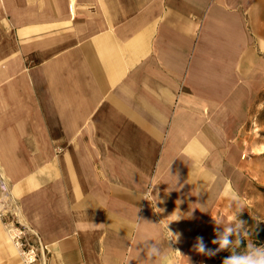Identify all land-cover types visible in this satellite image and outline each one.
Returning a JSON list of instances; mask_svg holds the SVG:
<instances>
[{
    "label": "crops",
    "instance_id": "obj_1",
    "mask_svg": "<svg viewBox=\"0 0 264 264\" xmlns=\"http://www.w3.org/2000/svg\"><path fill=\"white\" fill-rule=\"evenodd\" d=\"M262 88L264 0H0V264H212Z\"/></svg>",
    "mask_w": 264,
    "mask_h": 264
},
{
    "label": "rangeland",
    "instance_id": "obj_2",
    "mask_svg": "<svg viewBox=\"0 0 264 264\" xmlns=\"http://www.w3.org/2000/svg\"><path fill=\"white\" fill-rule=\"evenodd\" d=\"M245 135L240 164L243 212L239 218L246 222L250 231L259 229V244H264V88L251 107V120ZM228 255L229 250L218 252L212 264H222Z\"/></svg>",
    "mask_w": 264,
    "mask_h": 264
},
{
    "label": "clouds",
    "instance_id": "obj_3",
    "mask_svg": "<svg viewBox=\"0 0 264 264\" xmlns=\"http://www.w3.org/2000/svg\"><path fill=\"white\" fill-rule=\"evenodd\" d=\"M233 200L237 205L238 211L222 227V231L217 230L216 238L212 240V244L218 245V247L215 249L208 248L204 238L198 236L195 238L193 250L200 255L209 257L215 256L220 251L229 250L230 255L223 259L222 264H264V244H257L251 238L252 230L250 231L249 227L246 226V222L239 218L243 212V205L240 204L238 197H233ZM167 231L169 233L167 246L172 251H175L171 245L180 241V234L170 231L168 225ZM141 251L145 253L144 260L146 261L159 259L163 255L162 249L151 242H147Z\"/></svg>",
    "mask_w": 264,
    "mask_h": 264
},
{
    "label": "built area",
    "instance_id": "obj_4",
    "mask_svg": "<svg viewBox=\"0 0 264 264\" xmlns=\"http://www.w3.org/2000/svg\"><path fill=\"white\" fill-rule=\"evenodd\" d=\"M8 233L17 251L19 264H38L39 251H41L42 246L38 240L36 243L30 242L29 236L32 231L24 226L10 224L8 225Z\"/></svg>",
    "mask_w": 264,
    "mask_h": 264
},
{
    "label": "trees",
    "instance_id": "obj_5",
    "mask_svg": "<svg viewBox=\"0 0 264 264\" xmlns=\"http://www.w3.org/2000/svg\"><path fill=\"white\" fill-rule=\"evenodd\" d=\"M259 229H255L252 231V236L251 238L254 240V242H256L257 244H259V237H258V233Z\"/></svg>",
    "mask_w": 264,
    "mask_h": 264
}]
</instances>
